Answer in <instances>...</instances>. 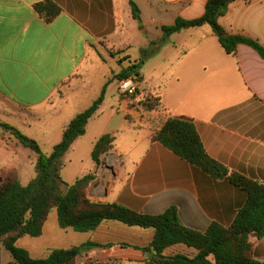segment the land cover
I'll return each instance as SVG.
<instances>
[{
    "label": "crops",
    "instance_id": "1",
    "mask_svg": "<svg viewBox=\"0 0 264 264\" xmlns=\"http://www.w3.org/2000/svg\"><path fill=\"white\" fill-rule=\"evenodd\" d=\"M42 1L0 0V121L13 127H17L12 119L17 115L60 111L67 114L59 122L64 130L90 106L109 77L119 72L110 68L106 54L115 59L113 54L122 45L123 50L129 46L130 35L124 34L134 28L147 29L142 24V4L153 15L172 14L175 21L201 16L207 0H134L139 22L132 16L129 0H51L60 13L46 22L35 10ZM217 21L228 33L254 39L264 47V0H234ZM185 33L191 40L187 43ZM173 34L179 39L173 47L182 52L174 59L177 67L162 91L151 89L160 97L158 108L137 110L118 97V106L112 104L106 110L104 95L85 133L67 151L80 144L91 156L95 141L110 133L113 149L88 171L95 174L88 198L148 215L174 208L179 222L197 231L212 223L228 226L244 204L245 192L212 177L150 136L164 118L187 117L212 158L264 182V58L245 43H239L234 54L227 53L208 25ZM101 62L109 73L103 68L96 78L100 89L88 93L94 69ZM140 83L145 87L143 77ZM143 126L146 130L141 133ZM125 128L136 131L128 143L118 134ZM13 156L15 138L0 126V177L3 170L15 168L8 165ZM82 175L74 174L67 181ZM90 232L93 237L86 241L114 245L77 256L76 264H90L91 256L110 259V264H145L149 253L138 248L148 246L154 236L153 228L113 220L102 221ZM250 242L252 256L264 264V235L250 236ZM183 250L189 249L179 244L166 252Z\"/></svg>",
    "mask_w": 264,
    "mask_h": 264
},
{
    "label": "trees",
    "instance_id": "2",
    "mask_svg": "<svg viewBox=\"0 0 264 264\" xmlns=\"http://www.w3.org/2000/svg\"><path fill=\"white\" fill-rule=\"evenodd\" d=\"M234 0H207L204 13L194 19L177 17L173 24L161 25L163 35L168 36L182 29L208 25L223 49L234 54L239 43L254 48L264 58V47L254 39L228 33L217 21L225 14ZM132 16L140 20L139 8L129 0ZM36 12L46 22L60 13V8L51 0L35 5ZM142 59L123 68L104 84L99 96L83 111L77 113L66 125L61 140L53 145L51 152H42L38 142L22 133L16 127L0 121V126L9 131L16 141L29 148L36 156L34 176L23 185L16 168H8L0 177V264L2 249L10 254L5 264H76V257L96 248L114 245L85 241L68 248H53L45 257L35 258L17 241L23 236L38 237L53 209L57 212L60 228H72L77 232L95 229L102 221L113 220L128 226L153 228L154 236L148 246L138 248L148 252L145 264H263L252 256L250 236L264 235V182L249 177L243 172L231 170L212 158L205 150L194 122L184 116L164 118L160 126L153 128L151 141L169 148L180 158L200 168L214 178L225 179L242 189L244 204L238 208L232 223L223 226L210 224L204 231L183 226L169 208L161 214L148 215L117 203L93 201L87 196V189L95 179L94 172H88L68 183L61 177L63 156L71 144L85 133L89 118L102 103L107 85L121 81L128 76L142 80L138 65ZM119 100H127L137 110H156L160 97L152 92L143 94L141 87L128 96L118 94ZM126 119L129 120L128 116ZM114 137L102 134L94 143L91 158L96 166L103 155L113 149ZM189 250L166 251L176 245ZM125 246L127 244L120 243Z\"/></svg>",
    "mask_w": 264,
    "mask_h": 264
},
{
    "label": "rangeland",
    "instance_id": "3",
    "mask_svg": "<svg viewBox=\"0 0 264 264\" xmlns=\"http://www.w3.org/2000/svg\"><path fill=\"white\" fill-rule=\"evenodd\" d=\"M134 1V0H133ZM141 3V2H139ZM137 5V4H136ZM142 4V24L147 25L146 30L138 31L137 28L132 29L124 35L129 34L130 40L127 45L128 48L122 45L120 51H116L113 55L116 57L112 59L106 54V58L109 59L114 72H118L123 68H127L132 63L138 62L142 59V63L138 66L140 74L143 77L145 87H141L143 94L146 92L162 91L163 87L167 85L170 80V72L177 67L174 63V59L181 55V48H174L173 43L179 42V39L175 38L172 33L168 36H164L160 28L163 23L165 25L171 24L174 21L172 14H164L159 17L156 14L153 15L150 10H146ZM140 12V10H139ZM151 19H154L152 21ZM139 22L138 20H136ZM188 33H185L186 37L183 38L184 42L191 41L188 38ZM123 36V35H122ZM183 42V41H182ZM103 51V48H101ZM114 51V50H113ZM128 54V56H127ZM120 58V61H118ZM137 59V60H134ZM105 68L108 71L106 64L101 62L98 64V68L94 69V76L92 80V86H89L88 93L95 89H100V86H96V78L100 77L101 70ZM111 75V74H110ZM110 78V77H109ZM118 81H111L106 87L105 101L103 107L108 109V106L114 104L118 106ZM152 89V90H151ZM63 112L46 113L39 116H30L25 114L23 117L20 115L15 116L13 121L17 129L29 137L35 139L42 152L48 155L53 145L57 144L62 137L63 128L59 125L60 120L65 117ZM138 130V129H137ZM145 126L139 131L145 132ZM136 131L129 129H122L118 132L123 140L128 143L131 140V135L134 136ZM89 134V133H88ZM130 134V135H129ZM88 136V135H87ZM75 150L70 149L63 156V166L61 169V177L64 181L68 182V177L74 174L82 175L93 167V160L90 156L89 149L85 150L80 144L75 145ZM36 156L27 147L19 144L15 139V156L10 157L8 165H15L18 172L19 180L23 185H26L30 179L34 176V162ZM70 175V176H68ZM93 233L77 232L72 228H60L57 221V212L55 209L49 214L44 227L43 232L38 237L23 236L17 241V245L25 248L32 257L40 258L45 257L50 249L53 248H68L72 245H78L86 241L88 238H92ZM10 259L8 251L2 249L1 264H5Z\"/></svg>",
    "mask_w": 264,
    "mask_h": 264
},
{
    "label": "built area",
    "instance_id": "4",
    "mask_svg": "<svg viewBox=\"0 0 264 264\" xmlns=\"http://www.w3.org/2000/svg\"><path fill=\"white\" fill-rule=\"evenodd\" d=\"M141 87L140 81L135 76H128L127 78L118 82V94L128 96L133 94ZM90 264H110V259L100 260L98 257H88Z\"/></svg>",
    "mask_w": 264,
    "mask_h": 264
}]
</instances>
